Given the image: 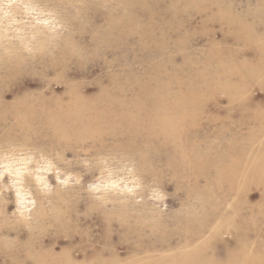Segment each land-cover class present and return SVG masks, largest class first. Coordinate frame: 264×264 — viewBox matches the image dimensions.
Masks as SVG:
<instances>
[{"label": "rangeland", "instance_id": "1", "mask_svg": "<svg viewBox=\"0 0 264 264\" xmlns=\"http://www.w3.org/2000/svg\"><path fill=\"white\" fill-rule=\"evenodd\" d=\"M126 13L144 29L105 35ZM0 70V264H264V0H0ZM108 86L132 109L183 95L186 120L40 130L8 105Z\"/></svg>", "mask_w": 264, "mask_h": 264}, {"label": "bare ground", "instance_id": "2", "mask_svg": "<svg viewBox=\"0 0 264 264\" xmlns=\"http://www.w3.org/2000/svg\"><path fill=\"white\" fill-rule=\"evenodd\" d=\"M211 4L212 5H209V8L212 9L216 7L217 10L220 11L218 13L221 14V9L218 7L220 3L219 5H217L216 3H211ZM229 5L231 6V4ZM140 6L145 7L143 4H140ZM253 10L254 9H252V11ZM249 15L252 16L251 14ZM133 20L134 18L132 13L121 14L118 20L114 18V20H112L110 24L108 23V26L106 25L107 30L105 35L114 36L116 35V33L118 35L125 31L137 32L139 31L140 28H142V30L144 29L145 27L144 25H141L139 22H133ZM225 21L230 28L234 29L233 32L236 31L238 32L237 37L238 36H246V38L248 36L256 37L255 29L252 28L250 25L244 23L240 19L235 18V16H230ZM92 28L93 27H91L90 29ZM94 28H96V26ZM243 30H245V35L244 33L241 34ZM117 47H119V45H116V48ZM111 48H112L111 45L106 46L107 50H111ZM17 56L18 57L20 56L19 61L20 60L22 61L24 58H26L24 57V55L22 56L18 54ZM21 61L19 63H21ZM23 68L21 70H23ZM3 75L1 76L4 77ZM31 85L38 87L39 83L29 84L22 82L20 84H17V86L13 87L8 94H13L23 88L24 89L28 88ZM140 87H141L140 84L136 85L134 90L136 95H139L141 93ZM110 88L111 87L109 86L107 89L104 88L102 90L103 92L99 95V97L94 100L85 99V98H73L68 96L64 92H62L61 95H58L56 97L55 91H53L47 93H37L35 95H25L22 98V101L16 102L14 103V105L12 103L11 105L8 103V105L16 111L14 115L18 117L17 119H19L18 121L19 123L29 127L30 125H35V128H38L40 130H44L47 127L53 126L55 128L65 127L68 128V130L91 129L93 130V132H98V131L114 132L117 125H122V123L126 122V124L133 125L137 130L143 129L147 132L152 133L153 135H158V133L164 134L167 131L173 130L179 120L181 119L186 120V116L189 112V106H188L189 101L183 95L175 99H167L166 97H163L160 103V106L162 108L161 107L157 108L152 103V95H156V94L151 93V91L147 93L143 92L142 94L145 95L144 97L146 99V102L143 104L135 105V107L132 109L130 106L121 102L120 99L116 98L115 94L111 91ZM171 110L180 111L181 113H179L178 116H173L170 115L169 111ZM124 113H128L129 117L128 119H126V121L122 122L119 117L123 116ZM230 151H231V147H230ZM230 153L231 152L228 153V156L233 155ZM228 167L231 170V167L229 165ZM230 170H228L226 167L223 166L219 168V171L228 172L227 173L228 175L235 176V172ZM230 179L233 178L230 177ZM231 183L233 182L231 181L229 183L230 187L234 185ZM62 257L64 256L57 254L56 255L47 254L44 256L36 255L31 264H115L114 262L107 263L106 261H103L101 258H93V257H88V258L86 257L81 262L71 261V260H67L66 262H64L61 259ZM249 258L250 257H248V259ZM249 261H252V259L250 258ZM124 264H129V263H124Z\"/></svg>", "mask_w": 264, "mask_h": 264}]
</instances>
